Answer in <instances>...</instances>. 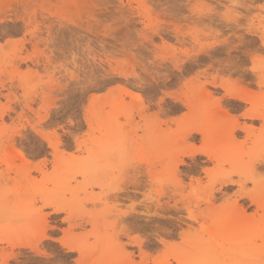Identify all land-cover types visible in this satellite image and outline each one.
<instances>
[{
  "label": "rangeland",
  "instance_id": "1",
  "mask_svg": "<svg viewBox=\"0 0 264 264\" xmlns=\"http://www.w3.org/2000/svg\"><path fill=\"white\" fill-rule=\"evenodd\" d=\"M252 110L264 0H0V264H264Z\"/></svg>",
  "mask_w": 264,
  "mask_h": 264
},
{
  "label": "bare ground",
  "instance_id": "2",
  "mask_svg": "<svg viewBox=\"0 0 264 264\" xmlns=\"http://www.w3.org/2000/svg\"><path fill=\"white\" fill-rule=\"evenodd\" d=\"M213 77V76H212ZM228 78V77H227ZM227 78H225V80L227 79ZM229 80V79H228ZM227 80V81H228ZM211 85H215V83L214 82H212L211 83ZM239 87V86H238ZM205 92V91H204ZM205 95L207 96V93H205ZM232 97H234V98H239V99H241V100H245V101H247V100H249V98L247 97V95L246 94H244L243 93V95H238V94H236V93H234V94H230ZM244 96H246V97H244ZM221 111V110H220ZM226 112V111H225ZM225 114V113H224ZM245 114V113H244ZM246 118H248V119H250L251 121H253V120H258V121H260L261 122V125H262V129L264 128V115L262 114V113H259L257 110H252V111H250L249 113H247V114H245L244 115ZM207 125V124H206ZM234 128L232 129V133L234 134L235 132H237V131H241V132H243L245 135H246V137H250V136H252L253 135V133H254V130L252 129V127L251 126H246V125H242V126H240L239 124H237L236 123V125L235 126H233ZM210 128V127H209ZM208 127H206L205 126V124L204 125H201V126H199V127H197L196 128V132H198V133H200L201 135H202V137L204 138V140H207L208 138H209V136H210V129H209ZM210 133V134H209ZM232 134V136H234ZM230 135H231V133H230ZM59 148V147H58ZM184 154V153H183ZM202 154H207V152H202ZM192 155H194V153H191V156ZM207 156H208V154H207ZM177 163V162H176ZM178 163H180V162H178ZM177 163V164H178ZM182 163H183V161H182ZM262 163H263V165H264V159L262 160ZM263 167V166H262ZM176 169V168H175ZM137 182H139L138 180H136ZM136 181H135V183H136ZM131 183V182H130ZM132 183H134V181L132 182ZM131 183V184H132ZM134 183V184H135ZM140 183V182H139ZM133 184V185H134ZM235 183L231 180V179H226L225 181H223V182H221V186H231V185H234ZM239 184V183H238ZM129 185V184H128ZM130 186V185H129ZM243 186V185H242ZM142 187V186H141ZM244 187V186H243ZM245 188V187H244ZM129 189V188H128ZM125 191H126V194L127 195H125L126 196V199H129L130 197H129V192H128V190H127V186H126V188H125ZM130 191V190H129ZM179 191V190H178ZM226 193V192H225ZM238 195L240 196V197H243V198H245V199H247V200H249V202L252 204V205H254L258 210H262V213H263V217H264V190L262 191V190H259V189H256L255 191H253V192H246V191H242V189L240 190V192L238 193ZM214 196V195H213ZM237 205L239 206V204H237V201H233L232 203H230L229 204V211L232 209V208H239V207H237ZM241 209V208H240ZM233 210L234 209H232L231 211L233 212ZM256 210V209H255ZM241 211V210H240ZM239 211V213H237V215L238 214H240L241 212ZM245 212V211H244ZM130 213V212H129ZM236 213V212H235ZM242 214V213H241ZM242 217H243V215H241ZM247 217H248V215H246ZM240 217V216H239ZM246 217V218H247ZM133 218V217H132ZM235 218V217H234ZM125 220V219H124ZM235 221H236V219H235ZM232 222L233 221H231V224H232ZM228 223V222H227ZM229 223H230V221H229ZM234 223V222H233ZM126 225V224H125ZM122 229H123V227H122ZM132 229V228H131ZM124 231V230H123ZM127 231H128V229H127ZM123 234L126 236V237H128V234L129 233H127L126 231L125 232H123ZM43 235V234H42ZM45 235V234H44ZM46 236V235H45ZM41 239V238H40ZM69 249L70 250H73L74 249V245H72V244H70L69 245ZM125 251V250H124Z\"/></svg>",
  "mask_w": 264,
  "mask_h": 264
}]
</instances>
